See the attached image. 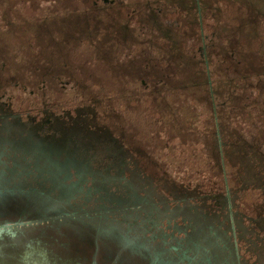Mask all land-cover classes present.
I'll return each mask as SVG.
<instances>
[{"label": "rangeland", "instance_id": "rangeland-1", "mask_svg": "<svg viewBox=\"0 0 264 264\" xmlns=\"http://www.w3.org/2000/svg\"><path fill=\"white\" fill-rule=\"evenodd\" d=\"M14 58L13 74L35 76L31 58L40 70L34 85L15 83L29 92L60 77L73 104L113 115L166 179L208 187L225 169L240 203L259 209L264 235V0H0V61ZM22 228L50 229L69 252L46 239L2 252L18 241L21 227L10 226L0 229V264H144L66 226ZM258 256L264 264V247Z\"/></svg>", "mask_w": 264, "mask_h": 264}, {"label": "flooded vegetation", "instance_id": "flooded-vegetation-1", "mask_svg": "<svg viewBox=\"0 0 264 264\" xmlns=\"http://www.w3.org/2000/svg\"><path fill=\"white\" fill-rule=\"evenodd\" d=\"M17 61H0V218H13L2 227L66 226L144 264H261V214L240 203L225 169L220 185L166 179L113 115L73 104L60 77L44 75L29 92L15 83L34 85L40 75L34 58L25 67L35 76L13 74ZM44 237L66 257L54 232Z\"/></svg>", "mask_w": 264, "mask_h": 264}, {"label": "crops", "instance_id": "crops-1", "mask_svg": "<svg viewBox=\"0 0 264 264\" xmlns=\"http://www.w3.org/2000/svg\"><path fill=\"white\" fill-rule=\"evenodd\" d=\"M47 231H50V229L40 230L39 234L36 235L35 233L31 232L30 229L22 228L19 233L20 237H18V241H15L14 243L12 241H4V243L2 244L1 251L7 253L9 252V249H12L15 246L17 248V245L19 243L23 245V243L26 244L29 242H35L37 239L41 241L42 239H45L44 233Z\"/></svg>", "mask_w": 264, "mask_h": 264}, {"label": "trees", "instance_id": "trees-1", "mask_svg": "<svg viewBox=\"0 0 264 264\" xmlns=\"http://www.w3.org/2000/svg\"><path fill=\"white\" fill-rule=\"evenodd\" d=\"M200 9H203V8H200ZM202 14H203V12H202ZM202 33V32H201ZM200 32H199V34H201ZM215 97V96H214ZM222 182L220 181V180H218L217 182H215L214 184H217V185H220Z\"/></svg>", "mask_w": 264, "mask_h": 264}, {"label": "water", "instance_id": "water-1", "mask_svg": "<svg viewBox=\"0 0 264 264\" xmlns=\"http://www.w3.org/2000/svg\"><path fill=\"white\" fill-rule=\"evenodd\" d=\"M209 78H210V76H209ZM3 228H6V226H4V227H1L0 229H3Z\"/></svg>", "mask_w": 264, "mask_h": 264}]
</instances>
